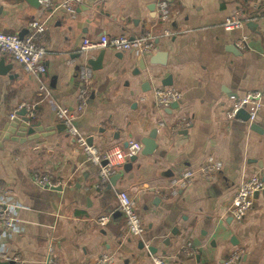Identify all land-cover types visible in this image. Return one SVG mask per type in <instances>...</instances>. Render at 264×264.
<instances>
[{"label":"crops","instance_id":"1","mask_svg":"<svg viewBox=\"0 0 264 264\" xmlns=\"http://www.w3.org/2000/svg\"><path fill=\"white\" fill-rule=\"evenodd\" d=\"M50 1L37 7L31 0H0L1 32L26 37L32 22L44 27L38 42L47 50L49 88L42 97L39 79L11 56H1L12 69L0 75V203L15 208L18 222L10 232L0 226V253L22 264H45L50 247L57 264L95 261L103 254L113 255L115 264H153L155 255L165 256L167 264H227L241 251L236 264H264V191L242 221L230 213L241 184L255 174L264 179V134L251 130L253 122L264 129V105L252 122L227 117L231 96L264 86L263 7L254 0H168L171 16L163 23L158 0H86L76 19L60 7L64 0ZM239 10L250 21L226 31L223 24ZM146 30L156 37L150 56L112 49L80 53L86 38H134ZM102 52L92 93L75 122L79 131L100 150L142 143L153 130L158 133L152 155H137L131 171L119 168L115 186L99 191V167L86 161L56 111L76 107L79 69ZM141 60L146 69L134 74ZM168 77L172 85H163ZM160 87L182 92L177 108H157L152 92ZM26 105L35 116L15 123L13 113ZM184 119L189 125L175 130ZM209 157L223 163L217 178L197 177L172 196L171 180ZM35 173L53 175L63 185L43 188ZM121 191L136 200L145 227L140 237L128 233ZM103 216L110 221L101 227ZM189 242L193 250L184 253Z\"/></svg>","mask_w":264,"mask_h":264},{"label":"built area","instance_id":"2","mask_svg":"<svg viewBox=\"0 0 264 264\" xmlns=\"http://www.w3.org/2000/svg\"><path fill=\"white\" fill-rule=\"evenodd\" d=\"M41 5H50V0H39ZM86 0H64L60 7L72 18L78 16V8L83 5ZM256 8L263 7L264 0H254ZM157 11L159 20L167 23L171 16V4L168 0H158ZM251 18L247 17L242 10L236 11L223 24L226 31L240 30L246 26V22ZM31 35L20 38L17 35L5 34L0 31V57L4 55L11 56L16 62L24 67L26 73L33 75L39 79V91L42 97L49 96V88L44 77L48 72L46 57L47 50L38 40L39 35L44 33V27L37 22L31 23ZM154 35L151 30H146L138 37H130L128 35L108 36L102 35L97 39L86 38L83 40L80 53L87 55L93 51L112 49L116 52H133L140 57L150 56L157 50ZM244 37L238 41L239 48L245 47ZM94 70L85 63L79 69V90L77 94V104L75 108H58L56 117L64 124L67 133L72 137L80 152L83 153L86 161L92 165L99 167L98 182L95 188L99 191L107 188L111 184L112 177L117 173L118 169L123 167L131 157L139 155L143 150L142 143L129 141L128 147L123 145H114L105 150H100L94 145H91L87 138L82 135L76 126L75 122L78 114L83 113L88 103L89 97L93 90ZM155 105L157 108L164 110L170 108L174 103H179L182 100L183 94L173 87L155 88L152 92ZM232 100L231 109L227 112L229 119L234 118L240 111L245 110L249 115V121H255L258 113L264 105V86L261 89L250 91L242 97H230ZM26 109L27 117L31 120L34 116V108L30 105L21 107ZM20 109V110H21ZM18 112H14L11 119H18ZM189 125L187 120H181L177 123L175 130L184 129ZM160 127H164L161 123ZM106 162V164H103ZM223 169V163L214 157H209L204 165L199 169H186L178 177H175L170 182V193L172 196H178L179 193L187 189L194 183L197 177L204 180L213 181ZM34 180L43 188H58L63 184L59 182L53 175L35 173ZM1 190V187H0ZM264 191V179L255 174L247 178L239 187L236 195L233 198L230 213L236 221H242L247 213L254 205V197ZM118 201L121 212L125 216L128 233L133 237H140L145 231L142 219L137 211L136 200L126 191L118 192ZM110 221L109 216H103L98 219V224L103 227ZM15 216V208L7 205L5 202L0 203V226L8 232L14 230L17 223ZM192 243H188L184 248V253L192 252ZM243 252L236 251L231 254L227 264H236L242 257ZM1 259L10 260L6 253H0ZM15 264H22L19 257L11 258ZM153 264H167V258L162 255L152 257ZM45 264H57L54 247L48 250V256ZM81 264H115V257L111 254H103L95 261H84Z\"/></svg>","mask_w":264,"mask_h":264},{"label":"water","instance_id":"3","mask_svg":"<svg viewBox=\"0 0 264 264\" xmlns=\"http://www.w3.org/2000/svg\"><path fill=\"white\" fill-rule=\"evenodd\" d=\"M31 3L33 6H40L39 5V0H31ZM252 24H250L249 26H251ZM20 38H23L22 35L19 36ZM233 52H235L234 50H232ZM103 55H104V52H102L100 54V56L96 59V60H89L88 61V64L95 70H97L98 68V64H100L102 62V59H103ZM12 69V65H6V60H5V57H1L0 58V75H7L8 72ZM146 69V65H145V61L144 60H141L140 61V65H139V68L136 69L134 71V74H141V71L145 70ZM163 85H166V86H170L172 85V82H171V78L168 77L167 79H165L163 81ZM179 106L178 103H174L170 106V108H168L169 111L177 108ZM27 115V111L26 109H23L21 110L19 113H18V116L20 118H22V120L25 122V123H29L30 119L26 116ZM236 117H243L245 118L246 120H249V115L248 113L243 110V111H240ZM19 119H16L15 121H18ZM14 121V122H15ZM21 121V120H20ZM16 123V122H15ZM14 125V124H12ZM62 127L65 128L64 125H61ZM251 130L254 131V132H257V133H260V134H264V129H262L261 127H259L256 123H251ZM157 129L153 130L150 135L146 138H144L141 142H142V145H143V150L141 152L142 155L144 156H149V155H152L153 152L156 150L157 148V143H156V138H157ZM124 147H128V143H126L124 145ZM138 159V156H133L130 158V160L124 165L123 167V170L125 172H129L131 171L132 169V166H133V163L136 162V160ZM103 164H106V162H104ZM121 178V173H118V174H115L112 179H111V184L108 186L109 188H111L112 186H115L116 182ZM258 194V193H257ZM142 246V245H141ZM197 246H201V243L199 242V244ZM150 251V254L151 255H155L156 251H154V249H149ZM0 264H15V262L13 260H2L1 257H0Z\"/></svg>","mask_w":264,"mask_h":264}]
</instances>
